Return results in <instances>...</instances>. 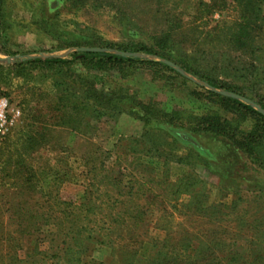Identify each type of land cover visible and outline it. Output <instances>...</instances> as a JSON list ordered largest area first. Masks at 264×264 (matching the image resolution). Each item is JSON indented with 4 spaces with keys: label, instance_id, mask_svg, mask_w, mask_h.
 Segmentation results:
<instances>
[{
    "label": "rangeland",
    "instance_id": "rangeland-1",
    "mask_svg": "<svg viewBox=\"0 0 264 264\" xmlns=\"http://www.w3.org/2000/svg\"><path fill=\"white\" fill-rule=\"evenodd\" d=\"M211 1H0V93L12 119L0 139V264L264 258L263 169L218 136L199 134L203 152L164 131L144 136L141 121L91 102L80 62H45L89 48L153 59L264 113V26L247 47L226 43L239 9ZM117 85L166 110L208 106L141 66L123 79L111 71L98 87Z\"/></svg>",
    "mask_w": 264,
    "mask_h": 264
},
{
    "label": "trees",
    "instance_id": "trees-1",
    "mask_svg": "<svg viewBox=\"0 0 264 264\" xmlns=\"http://www.w3.org/2000/svg\"><path fill=\"white\" fill-rule=\"evenodd\" d=\"M212 1L210 5L212 7L221 2L220 0ZM233 1L239 9L240 19L230 28L227 37H223L226 43L247 47L249 46L247 42L254 38L253 32L256 33V29L260 30L264 26L262 12L264 0ZM200 3L204 4L203 1ZM1 25L0 21V29ZM167 36L162 35L158 38L156 42L159 47L164 46ZM217 36H220V33ZM106 46L111 48L114 45L107 43ZM139 50L153 53V50L145 45L139 47ZM74 61L80 62L86 70L78 73L77 76L80 87L91 99V102L100 105L102 110L113 115L126 113L141 121L144 136L153 131H164L173 141L202 152L207 148L202 146L199 141V134L218 136L225 140V145L231 151L244 155L250 163L264 170V113L250 104L219 91L204 89L166 63L153 59H141L113 51L87 50L74 53L71 59L51 58L45 60L47 63L54 64H69ZM139 66L146 70L150 81L158 82L166 89L182 92L185 96H192L196 100L207 103L208 106L198 113L177 108L166 110L160 101L152 97L140 99L126 86L98 87L104 82L106 74L109 72L114 71L119 75V78L123 79L135 72ZM185 68L192 70L189 67ZM206 79L208 80V78ZM208 82L217 87V83ZM223 87L226 90L229 89L225 85ZM212 246L214 244H211ZM262 255L260 251L248 253L247 264H264ZM181 257L171 258L169 255H164L157 263L199 264L196 258ZM235 259L232 255L229 261ZM211 260L213 263H209ZM152 262L153 260L150 261V263ZM203 264H218V262L207 259V262H203Z\"/></svg>",
    "mask_w": 264,
    "mask_h": 264
},
{
    "label": "built area",
    "instance_id": "built-area-1",
    "mask_svg": "<svg viewBox=\"0 0 264 264\" xmlns=\"http://www.w3.org/2000/svg\"><path fill=\"white\" fill-rule=\"evenodd\" d=\"M11 122L12 119L8 115V99L0 93V139L6 134Z\"/></svg>",
    "mask_w": 264,
    "mask_h": 264
},
{
    "label": "water",
    "instance_id": "water-1",
    "mask_svg": "<svg viewBox=\"0 0 264 264\" xmlns=\"http://www.w3.org/2000/svg\"><path fill=\"white\" fill-rule=\"evenodd\" d=\"M88 50H98V49H95V48H89Z\"/></svg>",
    "mask_w": 264,
    "mask_h": 264
}]
</instances>
